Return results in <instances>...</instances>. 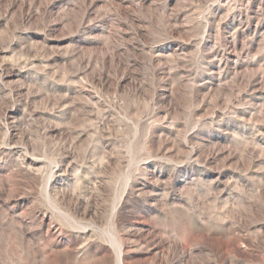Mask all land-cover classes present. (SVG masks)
Wrapping results in <instances>:
<instances>
[{
    "label": "rangeland",
    "instance_id": "rangeland-1",
    "mask_svg": "<svg viewBox=\"0 0 264 264\" xmlns=\"http://www.w3.org/2000/svg\"><path fill=\"white\" fill-rule=\"evenodd\" d=\"M0 264H264V0H0Z\"/></svg>",
    "mask_w": 264,
    "mask_h": 264
}]
</instances>
